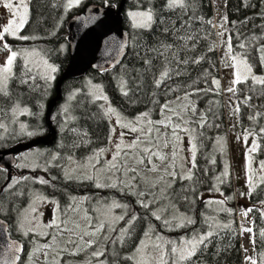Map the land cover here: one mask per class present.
I'll list each match as a JSON object with an SVG mask.
<instances>
[{"label":"trees","instance_id":"1","mask_svg":"<svg viewBox=\"0 0 264 264\" xmlns=\"http://www.w3.org/2000/svg\"><path fill=\"white\" fill-rule=\"evenodd\" d=\"M120 2L83 0L77 6H69V0H32L29 20L22 30L23 36L28 39L21 40L20 46L37 49L56 63L57 78L70 61V18L91 4L118 7ZM167 5L168 0H127L123 26L128 31L129 44L123 59L112 69L101 72L90 70L84 77L68 80L64 84L63 99L52 115L57 138L52 146L47 147L48 152L58 153L57 162L45 170L20 171L16 166L13 174L0 166V217L10 219L12 215L19 219L34 191L58 198L63 203L71 197L114 196L120 200V196L126 197L132 192L124 183L115 189H97L92 181L74 182L75 178L65 173V157L85 159L98 148L104 147L110 136V122L100 102L87 90V78L91 77L101 83L114 107L126 116L162 119L172 103L171 110L180 112H176L173 118L181 122L184 121L182 110L188 102L197 108L193 113L191 111L184 126L186 130L193 129L196 134L197 154L193 175L187 179L178 178L171 188L180 212L187 214L191 220L175 230L167 229L163 220L157 219L156 214L151 212V207L150 210L137 205L140 189L132 192L136 194L132 200L126 199V211L129 213L126 212L115 231L105 228L92 248L98 247L106 264H131L129 254L145 235L147 225H151L158 235L172 241L191 234L199 236L214 229L215 232L193 255L178 264H244L241 238L234 219L235 186L232 176L222 182V202H225L226 212L222 214L223 220L217 221L216 225L207 216L210 215L212 201L203 198L205 193H214L217 172L221 173L222 160L227 156L225 94L214 27L216 12L213 0H184L182 7L175 8ZM136 8L151 10L154 17L151 27L140 28L131 24L127 10ZM223 13L232 53L245 55L255 71L264 72L260 59L264 46V0H227ZM14 68L8 89L0 91V116L4 118L18 103L29 104L32 108L29 120L37 133L26 138L28 141L47 133L46 105L56 93V79L51 86H45L46 80L37 72L29 70L21 59ZM165 71L168 75L162 77ZM239 86L236 91L240 103L239 127L242 132L253 129L258 134L260 148L257 154L263 156L264 83L250 78ZM72 93L75 94L70 97ZM64 102H68V107L62 110L61 103ZM257 113L260 116L254 121L252 117ZM70 115L72 119L68 120ZM18 143L20 139H10L8 142L0 140V149ZM22 154L17 156V162ZM94 198L89 199L88 203ZM249 201H264V184L250 195ZM70 210L65 213L70 214ZM89 211H93L92 207ZM253 213L254 254L257 264H262L264 235L261 229L264 219L259 209L254 208ZM133 216L136 218L130 229L120 236L121 229ZM57 236L62 244V236ZM21 240L26 242V256L21 264H29L33 255L31 247L35 241L30 242L26 237H21ZM59 252L63 258L72 255L69 250L60 249ZM35 263L52 264V261L46 258V261L40 262L36 258ZM167 264L173 263L168 261Z\"/></svg>","mask_w":264,"mask_h":264},{"label":"rangeland","instance_id":"2","mask_svg":"<svg viewBox=\"0 0 264 264\" xmlns=\"http://www.w3.org/2000/svg\"><path fill=\"white\" fill-rule=\"evenodd\" d=\"M31 1L22 0L23 4L27 6L23 27L15 36L6 33L3 40H0V68L6 65L11 52L17 53L11 66V73L7 74V79L5 80L3 75H0V91L8 89L10 80L14 75L15 63L20 59L29 70L37 72L46 80L45 86H51L56 79L58 70L56 63L50 61L37 49H27L20 46V41L23 40L21 37H24L22 30L30 17ZM82 1L79 0V3H76L75 0H71L70 3L69 0V6H77ZM9 2L13 4V9L4 6ZM226 2L227 0H213L216 12L217 43L222 68V85L225 94L227 156L222 160L221 173L220 171L217 172L214 193H205L203 198L212 201L210 215L207 216L216 225L217 221L223 220L222 214L226 212L225 202H222L224 200L222 182L230 175L232 176L235 186L234 219L237 222L241 238L243 262L244 264H251L248 257H252L257 264L254 254L255 232L253 225L255 217L253 209H259L264 219V201L252 203L249 199L250 195L260 185L264 184V155L257 154L260 148L258 134L253 129L242 132L239 127L240 103L236 91L239 89L240 83L250 78L256 77L257 79H253L256 82L259 79H264V72L255 71L245 55L232 53L230 34L226 29L223 13ZM19 3L21 0H0V32L9 24L10 20L16 19L19 23V17L13 15L16 11L15 6ZM19 11L24 13L23 7ZM138 11L146 10L128 9L127 14L129 16L130 12ZM129 18L133 24L132 18L130 16ZM233 57L236 59L234 60ZM260 57L264 65V46L261 48ZM245 65L251 68L250 73L245 71ZM52 68H55V71H52ZM238 71L241 74V80L235 82ZM245 75L247 76L246 79H244ZM229 89H234V91H229ZM87 90L94 99L100 102L110 122V136L104 147L98 148L85 159L78 160L76 157H65L64 160L67 161L66 175L72 178L91 180L95 183L93 185L99 188L111 187L115 189L119 184L124 183L132 192H138L142 189L139 191L141 193L138 195L137 205L143 206V203L147 205L145 209L151 207L153 210L151 212L163 220L167 229L175 230L189 222L191 218L182 211L180 212L171 188L178 178L187 179L193 175V165L197 154L196 134L193 129L186 130L184 126H186L191 111L192 113L196 111V105L187 103L181 113L184 119L181 122H177L173 118V115L178 111L171 110L172 103L169 104V109L162 119L130 117L122 114L114 107L100 82L88 77ZM73 94L75 93H72L70 97ZM101 97H107V99ZM67 103H61L62 110L67 109ZM109 108L115 111L110 113L108 112ZM31 114V106L21 102L9 113H6L4 118L0 116V140L8 142L10 139H20V143H25L26 138L37 133L29 120ZM259 116L257 113L252 118L255 121L258 120ZM71 119L72 116L70 115L68 120ZM263 125L264 123H262V127ZM133 128L136 131H132ZM47 149L45 146H38L23 153L16 163L17 168L20 171L45 170L49 165L57 162L59 158L56 151L48 152ZM117 153L119 154L117 155ZM132 192H129L126 197L120 196V200L114 196L97 197L96 199L92 196L84 197L86 202L80 200L71 203V213L66 214L65 212L68 213L69 201L63 203L64 212L58 209L56 211V200L60 201L58 198L54 199L34 191L30 201L21 211L20 225L18 226L23 232L29 231L33 234L29 239L30 242L35 241L31 247L33 255L29 264H37L35 263L36 258L40 262L46 261L47 258L52 261V264H106V261L101 258V254L94 255V253H101V251L98 247L93 249L92 245L99 241L105 228L111 232L115 231L126 216V212L129 213L126 211V207H128L126 199L132 200V197H136V194ZM93 198L94 200L88 203L89 199L92 200ZM90 207L95 210L92 216L88 213ZM245 213L247 214L245 215ZM120 217L123 218L120 219ZM133 221L131 218L124 225L120 236L128 232ZM53 224L55 226H52ZM101 224H103V228H100ZM91 225H95L94 228ZM98 228L99 231H97ZM246 229H251V232L246 231ZM261 231L264 235V226ZM213 232H215L214 229L211 233ZM56 233L62 236V238L60 237L62 244L59 243ZM92 233L95 234L92 235ZM201 236L209 237L208 233H202L199 236L191 234L188 237H181L179 240L172 241L168 237L158 235L151 225H147L145 235L129 254L131 264H160L161 249L155 247L157 244L161 246L164 252L163 259L165 261L172 263L176 261L178 264L182 260H179L178 254L171 253V248L173 246L180 248L183 244L186 249H190L191 246L187 242L193 239L198 241ZM200 245H197L196 250ZM138 248L140 251H137ZM60 249L69 250L72 255L63 258L59 252Z\"/></svg>","mask_w":264,"mask_h":264},{"label":"water","instance_id":"3","mask_svg":"<svg viewBox=\"0 0 264 264\" xmlns=\"http://www.w3.org/2000/svg\"><path fill=\"white\" fill-rule=\"evenodd\" d=\"M127 0L118 7L91 4L68 21L70 61L56 78L55 95L47 102L45 123L48 133L7 149H0V166L13 174L17 156L38 146L50 147L57 138L52 115L63 99V86L68 80L79 79L90 70L101 72L114 68L124 57L129 44L123 26ZM6 220L0 217V264H19L24 251L22 241L12 239Z\"/></svg>","mask_w":264,"mask_h":264},{"label":"snow or ice","instance_id":"4","mask_svg":"<svg viewBox=\"0 0 264 264\" xmlns=\"http://www.w3.org/2000/svg\"><path fill=\"white\" fill-rule=\"evenodd\" d=\"M76 3H79V0H75ZM71 3V0H70ZM184 5V0H168V7L169 8H175L177 6H183ZM6 8L8 9H13V4L11 2L6 3L4 5ZM16 11L13 13L14 16H18L19 17V23H17L16 19L10 20L9 24L3 28L2 32H0V40H3L4 38V34L6 33H10L12 35H16V33L19 31V29L21 27H23L24 23H25V19H26V12H27V6L23 4L22 0L21 3L17 4L16 6ZM23 7L24 9V13H21L19 11V9ZM129 16L132 18L133 21V26L134 27H140V28H149L153 22V14L151 12V10H146V11H138V12H130ZM22 39H28V37H21ZM5 47L7 48V45L5 44ZM243 47V46H242ZM229 48H231V45H229ZM17 53L16 52H11V55H9L8 59H7V63L3 68H0V75H3V78L6 80L7 79V74L11 73V66L12 63L14 61V59L16 58ZM233 59L235 60L236 57H233ZM150 63V62H149ZM243 63V62H242ZM52 71H55V68H52ZM245 71L247 73L251 72V68L247 65H245ZM162 77L163 76H167L168 73L165 71L164 73L161 74ZM247 76H244V79H246ZM253 79H257L256 77H253ZM241 80V74L238 71L236 73V80L235 82H240ZM258 82L260 83H264V79H259ZM159 83V81L157 82ZM218 83V82H217ZM229 91H234V89H229ZM127 93H125L126 95ZM103 99H107V97H101ZM164 107H167V105H165ZM115 110L109 108L108 112L113 113ZM146 115V114H145ZM119 122V121H118ZM132 131H136L135 128L132 129ZM254 150V149H253ZM119 153H117L118 155ZM161 159H163V157H161ZM189 178H191L189 176ZM222 203V202H221ZM144 207H147V205H143ZM250 211V210H249ZM247 213H245L246 215ZM123 217H120V219H122ZM135 216L132 217V220H135ZM157 219H159V217H157ZM100 228H103V224L100 225ZM100 229L98 228L97 231H99ZM246 231L251 232V229H246ZM87 234V233H86ZM95 233H92V235H94ZM147 235V234H146ZM212 233L209 232L208 236H211ZM159 239V238H158ZM205 239H207L206 236H201L199 237V240H190L187 242L188 245H190V249H186L185 246L182 244V246L180 248H177L176 246H173L171 248V253L176 255L178 254V258L179 260H184L187 259L188 256H191L195 253L196 247L198 244H202ZM90 243V242H89ZM143 244V241L141 242ZM172 243V242H169ZM156 248L161 249L160 251V264H167V261H165L163 259L164 256V252L161 248V246L159 244L155 245ZM137 251H140V249L138 248ZM101 253H94V255H100ZM248 259L251 261V264H256V261L252 258V257H248ZM173 264H176V261L173 262Z\"/></svg>","mask_w":264,"mask_h":264},{"label":"flooded vegetation","instance_id":"5","mask_svg":"<svg viewBox=\"0 0 264 264\" xmlns=\"http://www.w3.org/2000/svg\"><path fill=\"white\" fill-rule=\"evenodd\" d=\"M3 50H5V48H2ZM47 133H48V129H47ZM46 133V134H47ZM45 134V135H46ZM45 135H43V136H45ZM85 180H87V179H77V178H75L74 179V182H82V181H85ZM89 181H91V180H89ZM93 184H95V183H93ZM94 187H96L97 189L99 188V187H97V186H95V185H93ZM100 189V188H99ZM98 197H100V196H98ZM54 199H57V198H55V197H53ZM95 199H96V196H95ZM80 200H83V202H86V199H84V198H73V197H71V199L69 200V206H67V207H69L70 208V205H71V203H73V202H77V201H80ZM56 205H57V208H56V211H57V209L58 210H60V211H63L64 212V205H63V201H59L58 202V200H56ZM68 208V209H69ZM93 209V211H89L88 210V213L92 216L93 214H94V212H95V210H94V208H92ZM64 214V213H63ZM1 218H3V217H1ZM4 220H6L7 221V223H8V226H9V233H10V237L12 238V239H18V240H20V241H22L21 240V237H26V239H31V232H23L22 230H20L19 229V225H20V218L18 219V217L16 218L15 216H12V215H10V219H5V218H3ZM52 226H55V224H53ZM94 226L95 225H93L92 226V228H94ZM29 234H31V235H29ZM22 243H23V245H24V251H23V254H22V256H21V260L23 259V257L24 256H26V252H25V248H26V242L25 241H22ZM21 260H20V263L19 264H21Z\"/></svg>","mask_w":264,"mask_h":264}]
</instances>
